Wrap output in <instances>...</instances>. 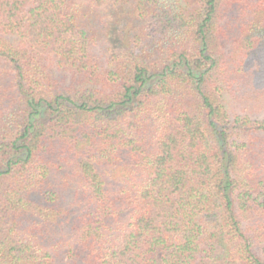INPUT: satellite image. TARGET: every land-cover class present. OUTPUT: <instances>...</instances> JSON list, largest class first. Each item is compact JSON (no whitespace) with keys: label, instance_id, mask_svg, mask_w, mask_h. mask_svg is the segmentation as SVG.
Returning a JSON list of instances; mask_svg holds the SVG:
<instances>
[{"label":"trees","instance_id":"obj_1","mask_svg":"<svg viewBox=\"0 0 264 264\" xmlns=\"http://www.w3.org/2000/svg\"><path fill=\"white\" fill-rule=\"evenodd\" d=\"M0 264H264V0H0Z\"/></svg>","mask_w":264,"mask_h":264}]
</instances>
